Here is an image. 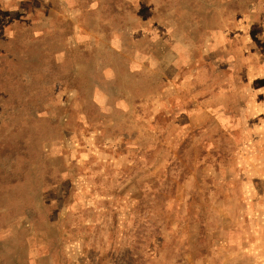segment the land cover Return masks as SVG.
<instances>
[{"label":"rangeland","instance_id":"374dc122","mask_svg":"<svg viewBox=\"0 0 264 264\" xmlns=\"http://www.w3.org/2000/svg\"><path fill=\"white\" fill-rule=\"evenodd\" d=\"M0 107V264H264V0H0Z\"/></svg>","mask_w":264,"mask_h":264},{"label":"trees","instance_id":"16d2710c","mask_svg":"<svg viewBox=\"0 0 264 264\" xmlns=\"http://www.w3.org/2000/svg\"><path fill=\"white\" fill-rule=\"evenodd\" d=\"M1 111H2V108L0 107V112H1ZM1 161H3L2 158H0V162H1ZM0 166H2V165H0ZM6 167H7L6 169L9 171V170H10V166L7 165ZM27 210H28V209H27ZM27 210H26V211H27ZM27 212H28V213H29V212L31 213V211H27Z\"/></svg>","mask_w":264,"mask_h":264}]
</instances>
